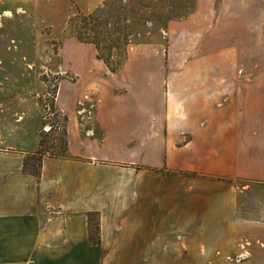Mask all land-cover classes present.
<instances>
[{"label":"crops","instance_id":"crops-1","mask_svg":"<svg viewBox=\"0 0 264 264\" xmlns=\"http://www.w3.org/2000/svg\"><path fill=\"white\" fill-rule=\"evenodd\" d=\"M164 36L197 68L143 44L112 73L80 44L87 93L68 117L55 97L67 158L38 178L33 138L0 144V264H264V0H196Z\"/></svg>","mask_w":264,"mask_h":264},{"label":"rangeland","instance_id":"rangeland-1","mask_svg":"<svg viewBox=\"0 0 264 264\" xmlns=\"http://www.w3.org/2000/svg\"><path fill=\"white\" fill-rule=\"evenodd\" d=\"M195 2L0 0V144L33 138L35 146L25 157L34 167L36 152L55 153L62 146L64 117L55 108L56 91L68 117L69 109L87 93L85 65L95 59L93 47L81 46L69 34L68 22L77 13L101 17L109 29L124 18L129 45H154L150 52L152 57L156 55V67L175 70L190 68L196 62L165 59L161 49L165 45L164 29L170 21L187 17ZM122 58L113 52L108 62L114 66ZM253 67L264 68V62L254 61ZM47 125L52 128L49 132L45 131ZM93 220L96 222V217Z\"/></svg>","mask_w":264,"mask_h":264},{"label":"trees","instance_id":"trees-1","mask_svg":"<svg viewBox=\"0 0 264 264\" xmlns=\"http://www.w3.org/2000/svg\"><path fill=\"white\" fill-rule=\"evenodd\" d=\"M127 28L128 27L124 25V18H120V25L118 24L116 27L114 26L109 29L106 21L94 14L83 15L82 13H77L68 22L69 34L80 44L93 46L96 53V59L102 61L112 73L120 69L126 60L127 48L130 46L128 43V34L126 32ZM90 33H92V36H90ZM113 52L116 54H122L123 58L120 62L115 63L114 66H110L108 58H110ZM103 54H105V56ZM65 122L66 118L64 117V124ZM62 134L63 139L60 141L62 146L55 153H49L42 149L36 152L37 165L35 167L34 165H28V160L24 157L22 171L38 178L40 176L41 162L44 157L54 159L67 158V142L64 125ZM39 146L41 148L43 142H40ZM33 159L34 158H31V160ZM94 217H96V222L93 220ZM87 223L89 242L97 245L99 243L97 215L88 214Z\"/></svg>","mask_w":264,"mask_h":264},{"label":"built area","instance_id":"built-area-1","mask_svg":"<svg viewBox=\"0 0 264 264\" xmlns=\"http://www.w3.org/2000/svg\"><path fill=\"white\" fill-rule=\"evenodd\" d=\"M50 130H51V127L47 125L46 128H45V131L49 132Z\"/></svg>","mask_w":264,"mask_h":264}]
</instances>
